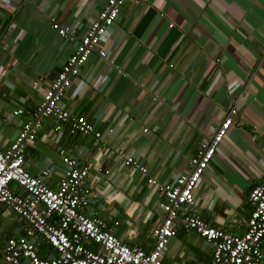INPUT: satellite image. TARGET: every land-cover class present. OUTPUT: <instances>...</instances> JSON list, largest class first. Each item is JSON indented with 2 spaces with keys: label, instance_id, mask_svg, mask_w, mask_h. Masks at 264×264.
I'll use <instances>...</instances> for the list:
<instances>
[{
  "label": "crops",
  "instance_id": "0c3cea01",
  "mask_svg": "<svg viewBox=\"0 0 264 264\" xmlns=\"http://www.w3.org/2000/svg\"><path fill=\"white\" fill-rule=\"evenodd\" d=\"M106 0H0V148L33 120L44 94L78 41L97 21ZM75 30L67 41L50 19ZM101 44L61 99L102 133L70 134L42 117L25 168L56 189L64 164L59 150L90 169L86 212L113 226L129 246L150 251L166 201L150 178L174 183L230 110L238 109L227 137L195 189L190 212L234 235L246 231L249 194L264 185V0H127ZM23 113L15 115V111ZM133 156L144 174L124 164ZM15 192L24 194L16 184ZM115 222L119 225L114 226ZM165 250L167 264H212L213 247L177 223ZM25 223L0 204V260L6 241ZM42 257L56 255L40 240ZM28 264V263H25Z\"/></svg>",
  "mask_w": 264,
  "mask_h": 264
},
{
  "label": "built area",
  "instance_id": "2783aa9c",
  "mask_svg": "<svg viewBox=\"0 0 264 264\" xmlns=\"http://www.w3.org/2000/svg\"><path fill=\"white\" fill-rule=\"evenodd\" d=\"M126 1L106 0L97 21L78 41L74 54L50 84L33 120L21 125L9 148H0V204L25 223L23 236L6 241L0 264H167L164 261L165 250L177 236L179 221L186 231L197 233L212 245V264H264V185L255 186L250 191L249 201L253 211L242 235L217 229L190 212L195 204V189L232 128L237 108L230 110L214 135L202 144L191 160L189 174L178 177L172 184L160 183L153 178L148 180L166 198L162 204V220L153 230L154 246L150 251L125 244L116 236L111 224L87 214L92 200V190L87 184L90 169L81 165L78 158L69 155L64 148L59 150L64 173L56 189L43 181L50 175L49 170L42 171L41 177H34L25 168L27 148L38 138L42 117L58 122L55 131L68 126L72 135L101 138L102 133L87 117L71 114L60 102L97 48L100 49L99 55L106 57V51L100 46L108 39L109 30ZM50 22L65 40L77 39L75 30L70 26L55 17ZM22 113V110L15 111V115ZM119 154L126 166L147 173V169L133 156L125 152ZM13 183L23 190V195L15 192L11 187ZM117 225L119 222L114 223V226ZM40 240L56 255L42 257Z\"/></svg>",
  "mask_w": 264,
  "mask_h": 264
}]
</instances>
